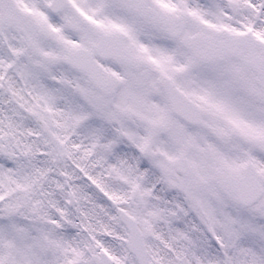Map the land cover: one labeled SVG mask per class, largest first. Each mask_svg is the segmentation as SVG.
Instances as JSON below:
<instances>
[{
    "label": "snow or ice",
    "instance_id": "snow-or-ice-1",
    "mask_svg": "<svg viewBox=\"0 0 264 264\" xmlns=\"http://www.w3.org/2000/svg\"><path fill=\"white\" fill-rule=\"evenodd\" d=\"M0 264H264V0H0Z\"/></svg>",
    "mask_w": 264,
    "mask_h": 264
}]
</instances>
